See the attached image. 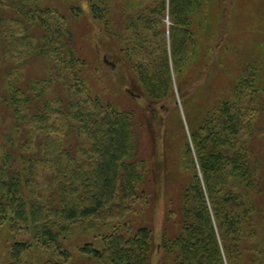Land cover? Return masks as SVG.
Instances as JSON below:
<instances>
[{
    "label": "trees",
    "instance_id": "trees-1",
    "mask_svg": "<svg viewBox=\"0 0 264 264\" xmlns=\"http://www.w3.org/2000/svg\"><path fill=\"white\" fill-rule=\"evenodd\" d=\"M202 2L159 0L145 23L159 37L156 53L144 48L141 30L131 25L139 99L120 108L87 87L82 68L88 61L71 47V31L56 11L0 0L1 12L8 8L18 16L6 19L0 12V23L6 22L0 25L3 58L11 68L0 98V112L9 119L0 133V228L34 226L37 238L55 240L61 223L153 212L150 225L127 222L102 252L90 245L83 252L108 264H264V163L252 145L264 110L259 69L248 65L234 98L205 113L189 127V137L183 122L175 133L167 117L155 116V110L166 111L160 102L173 100V74L180 75L196 56L198 42L189 26ZM102 5H93L95 21L104 20ZM167 10L171 52L162 30ZM32 56L53 61L56 74L26 89L19 68ZM53 84L63 88L56 102L64 105L56 111L50 102L37 105ZM71 134L89 142L81 158L66 144ZM39 177L52 200L31 198ZM28 246L14 240L11 256L18 259Z\"/></svg>",
    "mask_w": 264,
    "mask_h": 264
},
{
    "label": "rangeland",
    "instance_id": "rangeland-1",
    "mask_svg": "<svg viewBox=\"0 0 264 264\" xmlns=\"http://www.w3.org/2000/svg\"><path fill=\"white\" fill-rule=\"evenodd\" d=\"M25 1L29 6L40 5L56 11L60 21L67 23L72 34L71 47L77 55L88 61V64L82 68V76L94 95H99L104 101L113 102L120 108H126L130 103L133 105V101L139 99L136 94L139 87L136 80L139 78L133 69L134 62L130 58L135 53L131 50L134 30L130 27L131 25L138 27L141 36L145 39L144 42L147 41L144 48L156 53L160 43L159 37L153 35L151 31L148 32L145 23L146 20L153 18L149 12L159 6V0ZM202 1V6H199L194 17H191L189 26L198 42L196 56L185 64L180 75L173 72L174 88L169 97L173 100L158 104V108L161 105L166 106V111L155 110L158 119L168 118L170 129L175 133L181 129L183 122L188 137L189 127L193 128L205 113H210L218 106L217 103L234 98L235 89L248 65H254L259 69L258 99L264 102V0ZM102 3H104L102 5L104 20L95 21L94 16L91 15L93 5ZM2 11L0 12L6 19L18 17L8 8ZM138 15L143 19L142 21L138 20ZM132 17L137 19L131 22ZM157 18L158 16H155V19ZM4 22L0 25H6ZM171 25L167 10L163 17L162 30L166 32L167 47L170 52ZM154 26L157 29V24ZM3 36L0 28V98L6 93L5 78L11 71L10 65L3 58L4 48L1 41ZM105 60L111 61L114 66L107 64ZM115 68H118V73L114 72ZM19 70L21 86L24 88L30 87V83L35 79L46 80L56 74L53 61L44 56L29 57ZM61 87V84L51 85L45 98H42L45 100L37 102V105L43 107L44 102H50L53 111L62 108L64 105L62 100L56 102V99L63 96ZM1 103L2 99H0ZM175 105L181 117L175 109L173 110ZM2 116L5 118L3 124H1ZM7 117V112L2 110L0 133L1 127L9 123ZM253 137V148L264 163V110L257 115ZM67 140V146L72 150H78L79 158L82 157L81 149L89 148L85 136L79 138L76 134H71ZM33 189L35 195L31 198L42 201L52 200L47 195L43 177L37 179ZM153 218V212L152 214L138 212L127 220L104 222L91 218L77 223H61L64 228L55 229L57 232L55 240H47L46 237L37 238L34 226L19 225L16 230L2 227L0 228V264H108L84 253L83 248L90 245L102 252L108 238L117 229L125 230L123 226L127 222L133 227L150 225ZM14 240L29 244L28 249L22 252L18 259L11 256ZM161 255L162 253L157 257V261Z\"/></svg>",
    "mask_w": 264,
    "mask_h": 264
},
{
    "label": "water",
    "instance_id": "water-1",
    "mask_svg": "<svg viewBox=\"0 0 264 264\" xmlns=\"http://www.w3.org/2000/svg\"><path fill=\"white\" fill-rule=\"evenodd\" d=\"M105 62H106L107 64L111 65V66H114V64H113L112 62L108 61V60H105Z\"/></svg>",
    "mask_w": 264,
    "mask_h": 264
}]
</instances>
